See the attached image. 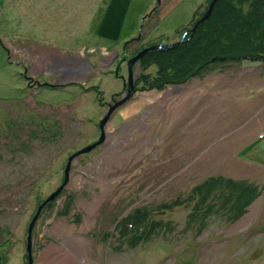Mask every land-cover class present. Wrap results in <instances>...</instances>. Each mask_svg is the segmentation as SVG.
<instances>
[{"label": "rangeland", "instance_id": "1", "mask_svg": "<svg viewBox=\"0 0 264 264\" xmlns=\"http://www.w3.org/2000/svg\"><path fill=\"white\" fill-rule=\"evenodd\" d=\"M211 2L0 0V264H264V62L141 64Z\"/></svg>", "mask_w": 264, "mask_h": 264}, {"label": "trees", "instance_id": "2", "mask_svg": "<svg viewBox=\"0 0 264 264\" xmlns=\"http://www.w3.org/2000/svg\"><path fill=\"white\" fill-rule=\"evenodd\" d=\"M245 60L264 62V0H217L210 17L196 30H191L188 37L172 48L149 51L142 57L141 64L158 65L160 76L152 84L161 87L163 83H182L207 72L215 64ZM219 178L204 181L195 189L209 198L212 191L207 186L209 183L216 186L223 181ZM241 186L252 189L245 182H241ZM255 193H246V200L241 203L239 198L243 194L238 195V199L235 196L234 207L238 206L237 203L250 202ZM233 197L234 193L228 194L223 203L232 202ZM234 212L233 217L239 215ZM145 214V211L138 210L137 221L145 218Z\"/></svg>", "mask_w": 264, "mask_h": 264}, {"label": "water", "instance_id": "3", "mask_svg": "<svg viewBox=\"0 0 264 264\" xmlns=\"http://www.w3.org/2000/svg\"><path fill=\"white\" fill-rule=\"evenodd\" d=\"M158 1H160V0H158ZM216 2H217V0H212L211 4H210V6H209V9H208V11H207V13L205 14V16H204L203 18H201V19L199 20V22L197 23V25L200 24L201 22L205 21V19H207V18L210 16V14L212 13L213 8H214ZM157 46H158V45H157ZM169 46H171V44H169V45H165V46H162V47H163V48H167V47H169ZM158 47L160 48L161 45H159ZM145 52H146V50H144V51L140 52L139 54H137V55L131 60V63H130L131 66H132V64H133V63H134L139 57H141ZM56 194H57V193H54V194H53L48 200L53 199V198L55 197ZM37 217H38V215L35 216V218L33 219L32 223H31V225H30V230H29V233H30V234H29V241L31 240V232H32V228H33V225H34V223H35ZM29 249H30V245H29ZM31 263H32V260H30V264H31Z\"/></svg>", "mask_w": 264, "mask_h": 264}, {"label": "flooded vegetation", "instance_id": "4", "mask_svg": "<svg viewBox=\"0 0 264 264\" xmlns=\"http://www.w3.org/2000/svg\"><path fill=\"white\" fill-rule=\"evenodd\" d=\"M42 67H43V66H42ZM31 70H33V71H39L40 68L35 70L33 67H31ZM68 74H69V73H68Z\"/></svg>", "mask_w": 264, "mask_h": 264}, {"label": "bare ground", "instance_id": "5", "mask_svg": "<svg viewBox=\"0 0 264 264\" xmlns=\"http://www.w3.org/2000/svg\"><path fill=\"white\" fill-rule=\"evenodd\" d=\"M254 64V63H253ZM158 81V80H157ZM32 260V259H31Z\"/></svg>", "mask_w": 264, "mask_h": 264}]
</instances>
